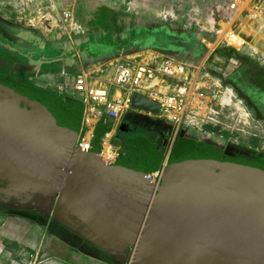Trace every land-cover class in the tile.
<instances>
[{"label": "water", "instance_id": "95a60500", "mask_svg": "<svg viewBox=\"0 0 264 264\" xmlns=\"http://www.w3.org/2000/svg\"><path fill=\"white\" fill-rule=\"evenodd\" d=\"M132 106L160 110L140 94ZM83 119L80 101L0 78V191L56 193V213L79 220L102 247L130 248V264H264V163L180 141L152 184L162 156L138 159L140 137L108 162L106 118L89 149L78 144Z\"/></svg>", "mask_w": 264, "mask_h": 264}, {"label": "crops", "instance_id": "0c3cea01", "mask_svg": "<svg viewBox=\"0 0 264 264\" xmlns=\"http://www.w3.org/2000/svg\"><path fill=\"white\" fill-rule=\"evenodd\" d=\"M0 3L9 7L7 10L10 13L17 11L23 14V12L26 11V14H33L35 12L40 13L45 11L47 6L53 3L59 5L72 4L94 6L114 3L123 4V0H0ZM117 12L118 11L109 15L110 24L103 23L104 25L102 24L99 29L96 28L89 34L82 38H76L75 40L80 41V43H82L81 47L83 48V46H86V49L90 41L97 44H106V37L111 36V34L115 35L118 30L115 22L119 17L133 18V15H126L121 12L120 14ZM47 14L48 13L45 15ZM43 17L44 15H42V17H33V20L37 23H42ZM141 20L154 23L152 20L146 18H141ZM36 30L38 31V29ZM75 40L69 39V41L73 43ZM248 48V52L241 50H235V52L247 55L255 61L264 64V55H261L259 49ZM147 52L155 51H135L128 55L146 60L143 53ZM94 53H97V51ZM253 55H255V57L257 55L259 58L256 57V59ZM118 58L119 56L116 58L111 57L107 60L95 59L94 57L90 59L85 58L84 61L81 60L71 67L57 68L47 70L48 72L42 71L33 74L29 78L30 85H26L38 91H46L54 94L57 99L61 101H80L79 95L74 92V76L78 73H84L96 79L97 83H107L113 76L114 65ZM151 60L152 59H149L148 61L151 62ZM209 61L208 59L207 63ZM208 73L212 77L217 78L215 72L210 70ZM59 86L64 88L63 95L59 94ZM133 112H140L147 115V117H153L152 120H149L147 117L146 119H148L149 124L158 129V121L161 120L160 118L151 116L148 112H142V110L132 111L130 113ZM128 115L129 113L126 116ZM102 119L94 118L92 124L87 127L88 132L93 134V136H89V138H91V143L93 142L96 129ZM128 119H133V117H129ZM214 120L215 121L209 120L201 123L202 127L200 128H212V130L208 131L192 126L185 127L206 131L218 140L226 141L231 145L242 146L256 152L264 151L263 128H261L258 123L254 122L249 111L247 112L245 110L243 116L239 115L238 117L232 116L231 114L216 116ZM120 122L113 126L112 121L106 119L104 135L107 131L111 132L110 146L115 151L113 159L109 160V162L115 161L117 155H121L122 158L127 155V142L129 140L141 137V140H143L142 142L148 140L152 144L146 137H134L125 134V137H128V139H125L126 148L123 149L120 145H117L116 142L119 141L117 133ZM104 135L100 140L101 152L105 148L103 145L105 141ZM174 140L175 137L171 135L168 143L169 149L171 146L173 147ZM166 156L163 157V159H165ZM6 193L12 194L13 197L16 198L17 206L9 210L0 211V264H129L130 248L102 247L94 241L93 232L79 220L74 217L63 216L56 213L54 210L57 199L56 193L44 190L11 191Z\"/></svg>", "mask_w": 264, "mask_h": 264}, {"label": "flooded vegetation", "instance_id": "af4514ba", "mask_svg": "<svg viewBox=\"0 0 264 264\" xmlns=\"http://www.w3.org/2000/svg\"><path fill=\"white\" fill-rule=\"evenodd\" d=\"M115 25L118 30L115 35L110 32L111 36L105 39L106 44L90 41L87 49H83L78 40L73 43L69 40L46 39L37 30L8 21L0 13V78L30 85L29 78L44 70L71 67L85 58L107 60L135 51H155L184 62H195L201 57L203 39L193 30H180L165 24L156 25L147 20L127 17H119ZM95 51L97 53H94ZM214 52L210 54L209 59ZM206 65L213 69L224 85L232 89L248 109L254 122L264 131V66L247 55L227 50L225 47L216 54L211 64L206 61ZM138 128L139 119L123 118L117 136L125 143V139H128L125 134H131ZM147 128L150 132L147 137L156 147L148 148L144 142L137 144L136 151L132 153L137 155L138 159L146 155L151 158L165 157L174 129L175 140L170 154L181 141V145L187 143L209 147L216 158L264 163V151L256 152L231 145L197 128L183 126L176 131L163 119L158 121V129L151 124ZM15 199L12 194L0 191V211L15 208Z\"/></svg>", "mask_w": 264, "mask_h": 264}, {"label": "built area", "instance_id": "2783aa9c", "mask_svg": "<svg viewBox=\"0 0 264 264\" xmlns=\"http://www.w3.org/2000/svg\"><path fill=\"white\" fill-rule=\"evenodd\" d=\"M223 15L225 20L232 21L233 27L221 34L217 33L219 40L214 45L207 43L209 54L198 67L182 64L169 57L152 59L150 62L122 54L107 83H97L96 79L84 73L76 74L74 92L84 105L83 128L78 144L85 149L90 148L92 143L87 127L94 118H106L114 126L128 113L139 111L132 106L135 94L158 102L159 113L148 114L169 122L176 131L183 126L200 128L202 122L215 121L216 116L224 114L243 116L245 110L242 102L231 88L207 72L206 61L220 46L228 45L239 49L246 44V37L236 29V24L239 20H261L260 17L264 15V0H229ZM151 80L157 83L149 85ZM58 91L63 95L64 88L59 86ZM104 140H108L110 144V131L105 133ZM171 150L172 146L160 167L148 175L150 183L160 180Z\"/></svg>", "mask_w": 264, "mask_h": 264}, {"label": "rangeland", "instance_id": "374dc122", "mask_svg": "<svg viewBox=\"0 0 264 264\" xmlns=\"http://www.w3.org/2000/svg\"><path fill=\"white\" fill-rule=\"evenodd\" d=\"M228 1L229 0H123V4L114 3L94 6L72 4L59 5L53 3L48 5L45 11L40 13L35 12L33 14H26V11L23 12V14L17 11L10 13L7 10L9 7L0 3V13L2 17L8 21L35 30L38 29V32L43 34L46 39L58 41H66L69 39L74 41L76 38H82L89 34L96 28L99 29L103 23L110 24L109 15L116 11H118L117 13L121 12L122 14L133 15V18L150 19L156 25L165 24L180 30H193L199 33L200 37L203 39L201 57L195 62H184L178 58L171 59L192 67H198L205 61L209 54L207 43L210 42L214 45L219 40V35H217V33L221 34L226 29H232L233 27L231 20L228 21L223 18V13ZM46 13L48 14L45 15ZM42 15H44L42 23H37L33 20V17H42ZM260 19L261 20H239L236 24V29L246 37V44L239 49L232 48L228 45L220 46L214 50L215 52L208 63L211 64V62L215 60L216 54H219L223 47L231 51L241 50L246 52L249 51L248 47H250L257 50L259 49L261 55H264V15H262ZM85 48L86 46H83V49ZM143 54L146 60H158L169 57L159 52H147ZM253 57H255V55H253ZM256 57L259 58L257 55ZM262 65L264 66V64ZM210 70L214 72L213 69L207 67V71L210 72ZM43 72L48 71L44 70ZM243 107L245 106L243 105ZM245 110L248 112L246 107ZM129 117H136L139 119V128L137 131L128 135L148 138L147 136L150 135V132L148 131L149 128H147L149 125L148 119H146L147 115L140 112H133L129 113V115L124 118L126 119ZM147 118H149V120L153 119V117ZM200 129L206 131L212 130V128L206 127ZM174 133L175 130L173 129L172 135H174ZM116 144L120 145L123 149L126 148L124 141L119 140Z\"/></svg>", "mask_w": 264, "mask_h": 264}, {"label": "bare ground", "instance_id": "6f19581e", "mask_svg": "<svg viewBox=\"0 0 264 264\" xmlns=\"http://www.w3.org/2000/svg\"><path fill=\"white\" fill-rule=\"evenodd\" d=\"M157 82L155 80H151L150 82H148L149 85H154ZM164 84H166V81L164 82ZM92 128V127H91ZM91 135V132H88V137ZM108 140L104 141V150L102 151V157L105 160H111L114 157L115 151L114 149L110 146V144L107 142Z\"/></svg>", "mask_w": 264, "mask_h": 264}]
</instances>
